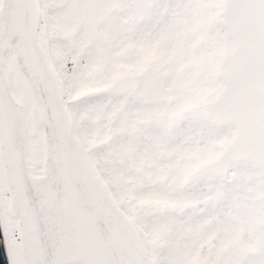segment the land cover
Here are the masks:
<instances>
[{"label": "snow or ice", "instance_id": "snow-or-ice-1", "mask_svg": "<svg viewBox=\"0 0 264 264\" xmlns=\"http://www.w3.org/2000/svg\"><path fill=\"white\" fill-rule=\"evenodd\" d=\"M7 264H264V0H0Z\"/></svg>", "mask_w": 264, "mask_h": 264}, {"label": "water", "instance_id": "water-1", "mask_svg": "<svg viewBox=\"0 0 264 264\" xmlns=\"http://www.w3.org/2000/svg\"><path fill=\"white\" fill-rule=\"evenodd\" d=\"M0 264H7L2 235H0Z\"/></svg>", "mask_w": 264, "mask_h": 264}]
</instances>
